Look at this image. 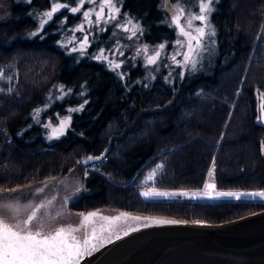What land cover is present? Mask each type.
Masks as SVG:
<instances>
[{
    "label": "trees",
    "instance_id": "16d2710c",
    "mask_svg": "<svg viewBox=\"0 0 264 264\" xmlns=\"http://www.w3.org/2000/svg\"><path fill=\"white\" fill-rule=\"evenodd\" d=\"M54 2L69 0H0V64L15 63L18 69L14 94L0 89V196L75 175L80 192L66 205L73 213L119 210L149 221L217 223L264 208L261 198L146 200L138 193L148 187L204 192L210 165L216 191L264 192V123L259 121L264 0H217L209 18L215 36L207 40L196 70L177 66L170 82L157 77L148 83L135 81L139 64L128 75L118 74L101 60L60 46L70 27L82 20L80 12L62 9L31 36ZM119 3L140 22L148 44L177 39L163 22L159 0ZM96 29L89 53L106 41ZM58 84L69 93L53 101L45 117L67 114L64 107L83 108L67 114L70 123L63 135L48 139L43 116L34 121L32 108L48 87ZM103 153L85 176L80 161ZM157 165L162 167L153 180L143 182Z\"/></svg>",
    "mask_w": 264,
    "mask_h": 264
},
{
    "label": "snow or ice",
    "instance_id": "6c2138e0",
    "mask_svg": "<svg viewBox=\"0 0 264 264\" xmlns=\"http://www.w3.org/2000/svg\"><path fill=\"white\" fill-rule=\"evenodd\" d=\"M74 0H69L65 3L54 2L50 11L44 12L43 17L47 19H41L39 27L36 31L30 33L31 36H37L39 32L44 29L45 25L53 19L55 13L60 12L61 9H68L73 14L81 11L85 0H79L77 6L70 7V3ZM99 0H87L89 4H96ZM119 2V0H117ZM214 0H200L199 3V13H195L186 10L179 3L175 6H171L170 10L174 7L172 11L171 22L169 26H175L178 30V37H184L183 40L177 39L176 44L183 47L185 43L187 44V51L183 53V61H177L176 56L180 55V51L177 50L176 53L171 57L173 62L183 66L189 67L190 70H196L198 64V57H200L201 52L208 50L207 38L215 36V30L210 22V15L213 12L212 4ZM167 6V0H165ZM100 10L95 12V20L91 19L93 14L92 10L83 11L84 20L89 26L95 24L99 26L103 21L104 24H109L112 21L118 20V15L120 14V8L116 6L114 0H102L99 3ZM105 8H107V18L105 19ZM126 19L124 23H117L115 26L122 28L125 32H131L128 39L136 36L137 33L142 34V29L138 23H134L133 19L127 18V14H124ZM66 20V18H65ZM194 21L201 22V26L195 25ZM65 21H61L63 24ZM76 30L84 31L83 24L78 26ZM104 30V29H102ZM214 43V41H212ZM89 43L88 36L85 35L80 41L79 49L73 48L72 51H81L87 47ZM165 48L164 44H160L158 49L154 50V54L148 55V46L145 45L143 51L146 56V61L148 65H154L157 63L158 59L161 57V52ZM140 49L137 50V54H140ZM104 50L101 49V55L97 56V59H105L108 57L103 55ZM123 55V52L119 53ZM113 69H119L121 63H116L115 61H109ZM2 70H0V76H2ZM10 79V78H9ZM264 95V94H262ZM87 103V101H85ZM83 108L80 105V109H69L71 111H79ZM41 110L37 109L36 114L39 115ZM262 111H264V106H262ZM70 117L62 119L58 127H52L51 124L45 125V127L51 128L50 139L59 138V136L64 134V130L69 126ZM103 155V154H102ZM101 156L98 157H87L84 163L93 160H100ZM162 165H157V168H161ZM211 171L209 175H211ZM155 175V171L150 173L146 178L151 180ZM205 191L203 193H192L193 198L199 195L207 196L212 198L213 192L211 189L215 188L214 184L206 183ZM43 188L36 189V193L43 192ZM145 197L149 196H167L176 195V193H165L155 190H150L141 193ZM179 195H189L188 193H179ZM216 197H235L240 199L242 196H252L260 197L264 199V192H253V193H237V192H215ZM51 204V201L40 202L38 204L32 205L27 204L22 207L27 211L26 216L21 217V206L19 204H0V210L10 212V219L14 222H8L5 218H0V264H81V261L86 256H91L94 252L98 251L104 243H111L113 236L115 239H120V233L123 235H128L130 231H136L137 228L128 227L123 229H116L111 226V222L118 221L121 219H131L135 221H140L142 218L138 216H129L128 213H120L115 217L101 216L102 220L109 221V227L107 229L101 228L100 232L108 231V235L104 236L98 234L95 227H92L91 232L88 231V225L91 223L92 218L97 217L99 213L89 212L87 214L80 213L81 221L80 225L77 227H57L53 230L45 231L46 224L42 216H38V213ZM148 221L149 218H143ZM151 223L156 224H170L177 223V221L171 220H155L152 219ZM199 223V222H197ZM143 227H149L148 222L142 225ZM82 235H78L81 233Z\"/></svg>",
    "mask_w": 264,
    "mask_h": 264
},
{
    "label": "rangeland",
    "instance_id": "374dc122",
    "mask_svg": "<svg viewBox=\"0 0 264 264\" xmlns=\"http://www.w3.org/2000/svg\"><path fill=\"white\" fill-rule=\"evenodd\" d=\"M217 0H214V3ZM79 0H76V3L74 6H77ZM102 2V0H99L96 4H89L87 3V0H85V4L83 5L80 13L83 16V11L85 10H92V19L93 21L95 20V12L100 10L99 3ZM116 3V6L120 8V3L117 2V0H114ZM60 3V2H57ZM177 3H179L182 7H184L186 10L199 13V3L200 0H167V6L165 4V0L161 3V9H162V18L163 22L168 26L169 23L171 22V15L172 11H174V7L172 10H170L171 6H175ZM213 3V4H214ZM212 4V6H213ZM52 8V5L50 8L46 9L43 11L47 12L50 11ZM62 10V9H61ZM66 11L72 13L68 9ZM59 13V12H57ZM55 13V14H57ZM79 13V12H78ZM73 14V13H72ZM76 14V13H75ZM127 14L126 12H123L120 8V14L118 15V20L112 21L109 24H104L97 25L95 26L94 24L89 26L87 22L84 20V17L82 20L77 22L74 26L70 27L69 33L66 34L62 41H60V46L67 49L69 53L76 54L77 56H80L82 58L88 57V59H94L97 61H102L106 64L107 69H112L115 70L118 74H129L130 69H133L134 67L139 64L141 68L134 69L136 75L139 73V77L135 80L138 83H148L152 82L153 80H156L157 77H161L164 82H170L174 76V70L178 66L181 67L182 64L178 65L173 62L172 56L176 53L177 50L180 51V55L176 56L177 61H183V53L187 51V44L183 47H180L176 44L177 39L183 40L184 37H177L175 42L172 44H164L165 48L161 52V57L158 59L157 63L154 65H148L146 61V56L143 51V48L145 45L148 46V55L154 54V50L158 49L159 45H150L148 44L145 40H143V27L141 26L140 22L136 19H134L132 16L130 17L127 14V18L133 19L134 23H138L140 28L142 29V34L137 33L136 36L132 37V39H128V37L131 35V32H125L122 28L116 27L115 25L117 23H124L125 22V15ZM74 15V14H73ZM39 16V14H36V17ZM107 18V8H105V19ZM210 18V17H209ZM41 19H47L46 17L41 16ZM103 22V21H102ZM40 24V22H39ZM39 24L33 29V31H36L39 27ZM48 24V23H47ZM83 24L84 31H79L76 30L78 26ZM195 25L201 26V22L199 21H194ZM93 28H97L96 30L99 32H103V39L106 41L103 43V46L100 48H97L93 53H89L88 48L91 45V39L90 35L92 33ZM176 33L177 29L175 26H171ZM104 29V30H102ZM32 31V32H33ZM82 32V34H77L75 37L74 33L75 32ZM31 32V33H32ZM65 32V31H64ZM87 35L89 39V43L87 47L81 51H72V49L75 47L79 49L80 47V41L83 39V37ZM209 37L207 38V40ZM101 49L104 50L103 55L107 56L108 59H97L96 57L101 55ZM140 49V54H137V50ZM88 51V53H87ZM123 52V55H120L119 53ZM109 61H115L116 63H121V67L119 69H113ZM164 63L163 66L160 65V63ZM182 68V67H181ZM0 69L4 70L3 76L0 77V89H3L8 91L9 94H14L15 92V85L18 81L17 75H18V69L16 68L15 63H2L0 64ZM10 78V79H9ZM48 91L43 97V100L40 104H37L36 107L32 108V118L34 121H37L39 116H43L41 118L42 124L41 126L43 127V131L47 135L48 139L51 134V128L50 127H45L47 124H51L52 127H58L60 125V121L62 119L67 118V114H70L75 111L69 112V109H80V106L78 105H73L70 107H64L67 111V114H60L58 112L54 113L55 119L51 120L49 115H46V112L48 111V108L52 106L53 101H58L63 99L67 93H69V90H66L65 87H63L61 84H58L56 86H50L48 87ZM260 104H259V111H260V116H259V121L264 123V111H262V106H264V96L260 95L259 96ZM40 109L41 111L39 112V115L37 116L36 110ZM60 137V136H59ZM95 165H86L84 166V175L88 173L90 170H94ZM159 168H152L149 169L147 172L146 176L142 179L143 182H149L152 181L156 173L159 171ZM213 169L211 165L209 166V170L206 173L205 176V182L204 186L206 183L214 184L211 178H209L208 174L210 170ZM155 171V175L151 180H147L146 178L149 176L150 173H153ZM208 176V177H207ZM80 185L78 184V180L75 177V175L70 176L68 178H58L54 179L48 182H42L41 184L30 186V188H23L19 189V191L11 192L7 196H0V204H19L21 206V217L26 216L27 211L22 207L23 205L27 204H38L40 202H45L51 201V204H48L45 209H42L39 213L38 216H42L46 227L45 231L53 230L57 227H77L80 225L81 217L80 213H73L68 210L66 207L67 203L70 202L71 200L74 199V197H77L79 192H80ZM43 188V192L41 193H36V189ZM150 190H155L159 192H165L171 194V192L166 191L164 189H156L153 187H148V188H141L139 189L138 193L142 196L144 199H161V198H175V199H180L178 197H174L173 195H167V196H149L145 197L141 193L147 192ZM203 191H205V187L203 188ZM172 193H178V192H172ZM207 200H212L210 198H205ZM89 212H97L99 215L97 217L92 218L91 223L88 225V231L89 233L91 232L92 227H95L97 230V233L102 234V235H108V231H104L103 233L100 232L101 228L107 229L109 227V221L102 220L100 217L101 216H107V217H115L118 216L121 211H112V210H102V209H96L93 211H88L85 212L84 214H87ZM124 213V212H123ZM11 213L6 212L3 210H0V218H5L8 222H14L10 219ZM129 216H136L132 215L129 213ZM139 217V216H138ZM141 217V216H140ZM140 221H135L131 219H121L118 221H113L111 222V226L116 229H123V228H128V227H140L142 224L149 222L145 221L143 218ZM120 234H123L122 232ZM78 235H82L81 233H78ZM113 239H115V236H113ZM112 239V240H113ZM105 244V243H104Z\"/></svg>",
    "mask_w": 264,
    "mask_h": 264
},
{
    "label": "water",
    "instance_id": "95a60500",
    "mask_svg": "<svg viewBox=\"0 0 264 264\" xmlns=\"http://www.w3.org/2000/svg\"><path fill=\"white\" fill-rule=\"evenodd\" d=\"M87 157L82 166L97 162L84 163ZM148 223L105 243L81 264H264V208L227 222Z\"/></svg>",
    "mask_w": 264,
    "mask_h": 264
},
{
    "label": "bare ground",
    "instance_id": "6f19581e",
    "mask_svg": "<svg viewBox=\"0 0 264 264\" xmlns=\"http://www.w3.org/2000/svg\"><path fill=\"white\" fill-rule=\"evenodd\" d=\"M210 191H212L213 192V196H212V198H210V199H212V200H216V199H226V198H230V199H236L235 197H216L215 195H214V193L215 192H218V191H216L215 189H211ZM179 193H182V192H178V193H176V195H173L174 197H178V198H180V199H183V198H188V199H203V200H205V198H209V197H207V196H203V195H199V196H196L195 198H193V196L191 195L192 193H190V192H183V193H188L189 195H179ZM193 193H203V192H193ZM238 193V192H237ZM248 198H253V199H256V198H260V197H252V196H242L240 199H248Z\"/></svg>",
    "mask_w": 264,
    "mask_h": 264
},
{
    "label": "flooded vegetation",
    "instance_id": "af4514ba",
    "mask_svg": "<svg viewBox=\"0 0 264 264\" xmlns=\"http://www.w3.org/2000/svg\"><path fill=\"white\" fill-rule=\"evenodd\" d=\"M161 3L163 2V0H159ZM160 6H161V4H160ZM121 8V7H120ZM122 9V8H121ZM160 11H161V16H162V9H161V7H160ZM99 234V233H98ZM104 236H107V235H104ZM107 243V242H106Z\"/></svg>",
    "mask_w": 264,
    "mask_h": 264
},
{
    "label": "built area",
    "instance_id": "2783aa9c",
    "mask_svg": "<svg viewBox=\"0 0 264 264\" xmlns=\"http://www.w3.org/2000/svg\"><path fill=\"white\" fill-rule=\"evenodd\" d=\"M0 70H2V69H0ZM2 73H4V70H2ZM2 76H3V74H2ZM2 76H0V77H2ZM211 167H212V168H214V166H213V165H211Z\"/></svg>",
    "mask_w": 264,
    "mask_h": 264
}]
</instances>
